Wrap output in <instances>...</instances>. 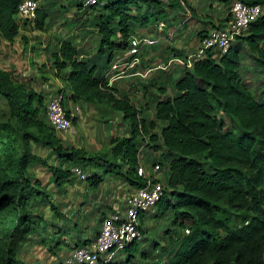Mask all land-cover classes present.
Wrapping results in <instances>:
<instances>
[{
    "label": "trees",
    "instance_id": "obj_1",
    "mask_svg": "<svg viewBox=\"0 0 264 264\" xmlns=\"http://www.w3.org/2000/svg\"><path fill=\"white\" fill-rule=\"evenodd\" d=\"M20 1L0 0V39L5 42H11L18 33L16 10ZM85 1L69 0L76 13H93L88 24L97 36L94 53L85 56L73 39L58 41L50 53L52 68L54 72L62 71L73 93L70 100L101 97L111 110L121 114L128 134L110 138L109 149L103 154L87 156L83 151L63 147L43 123L36 121L40 99L34 93L6 87L0 73V97L9 108L5 120L0 121V214L10 206L14 212L4 234L6 241L0 246V264H19L14 256L16 247L34 232L40 233L39 224L44 223L33 208L45 200V195L28 172L32 163L44 162L31 153L30 143L48 148L60 164L100 166L104 173L136 186L141 184L135 172L137 156L144 146L149 148L150 165L157 163L164 172L159 179L163 187L160 200L165 201L166 210H172L170 225L177 226L182 233L164 264H264V100L253 98L239 70L243 44L264 64V49L257 44L264 38V0H239L258 4L261 9L258 17L225 52L205 50L204 55L187 68L175 60H184L193 53L198 40L210 28L224 26L230 19L229 11L222 17V10L216 9L219 13L216 20L213 19L216 24L211 16H198L205 19L195 20L204 25L194 33L195 45L187 51L169 45L176 40L174 34L179 29L174 24L175 14L180 11L183 18L186 13L191 18L194 13L180 0L172 4L161 0H94L93 4H85ZM222 1L223 6L230 3V7L235 0ZM211 6L207 8L212 12ZM172 10L176 12L174 15H171ZM48 19V9L37 5L33 18L29 19L31 29L45 31ZM187 20L179 22L178 27ZM159 23L163 25L160 30ZM168 24L171 29L167 31ZM150 27L155 32L142 38L155 42L141 47L137 55L139 61L131 64L132 56L122 59L133 46L131 39L136 30L145 31ZM159 43L165 46L160 49ZM147 49L157 54L164 50L170 55L166 62L157 65L164 68L157 70L168 71V66L174 62L182 70L176 78L168 74L171 70L166 72V77L172 81L170 95L163 88H157L152 106L154 122L140 116L142 109L125 96H115L107 81L112 78L116 54L124 53L118 56L121 64L133 73L145 58ZM59 94L65 98L62 92ZM216 112L235 122L233 130L225 127ZM44 115L47 127L54 131L47 120L45 106ZM72 120L71 117V125ZM155 122L160 123L158 133L152 132ZM31 126L41 132L32 130ZM46 167L57 187L71 173L60 165ZM86 180L88 186L97 188L103 179L92 171ZM97 215V227L90 239L76 238L70 252L94 239L104 209L98 210ZM173 234L169 229L167 235L172 237ZM48 250L52 253L50 248Z\"/></svg>",
    "mask_w": 264,
    "mask_h": 264
},
{
    "label": "rangeland",
    "instance_id": "obj_2",
    "mask_svg": "<svg viewBox=\"0 0 264 264\" xmlns=\"http://www.w3.org/2000/svg\"><path fill=\"white\" fill-rule=\"evenodd\" d=\"M161 1L172 4L176 0ZM180 1L188 4L194 13L186 22L193 29L189 30L190 34H186L189 38H184L182 33H178L185 27L177 29L174 34V39L176 38L174 42L178 46L180 43L182 45H189L191 41V44L194 43V33L204 25L195 19H205L204 17L198 18V16L202 17V14H206L212 17H210L211 20L214 18L216 20V16L219 14L216 9L222 10V14H220L224 17L227 16L230 5L229 3L223 6L222 0ZM37 5L48 9L49 19L46 21L45 31L32 30L28 18L16 16L17 35L11 42L0 39V73L3 75L4 85L10 89L34 93L40 99L41 105L36 111V121L43 123V127L50 131L53 139L61 143L63 147L83 151L87 156L106 153L109 149L110 138L128 134L127 125L122 120L121 114L111 110L109 104L105 103L101 97L90 100L80 97L75 102L70 100L69 97L73 94L72 90L63 79L62 71L54 72L50 57L53 47L58 41L65 39H73L74 44L85 56L94 53L97 36L94 29L88 24L93 13L89 11L76 13L69 0H37ZM208 5H212V12L208 10ZM174 12L172 10L171 15L176 13ZM215 20H213L214 24H216ZM166 28L167 31L171 29L169 24ZM154 32L153 27L145 31L136 30L135 40L131 39V45H134V41H137L138 38L147 37L149 33ZM257 44L260 49H264V38ZM186 47L187 51L193 49L189 46ZM162 52V54L155 53L154 56L144 54L145 58L137 67L136 75H133L121 64V57L118 56L124 55V53L116 54L115 63L113 62V65L116 66L112 70V78L109 77L111 80H107L108 84L112 86L115 96H125L130 103L142 109L139 114L146 121H155L152 106L157 88H163L168 95L172 92V81L166 77L167 71L157 70L156 67L160 62H166L167 57L170 56L164 50ZM174 63L168 66L170 69L167 70H175L173 75L177 77L182 70L176 65V62ZM147 68L154 69L144 74ZM239 70L240 78L253 98L257 101L264 100V64L258 60L255 54L249 52L244 44L240 47ZM58 92L65 95L62 105L68 113L72 114L71 134L57 133L47 127L44 106L48 98ZM8 113L9 108L5 100L0 97V121L5 120ZM216 115L223 120L226 128L233 130L235 122L231 118L219 112H216ZM154 124L155 128L152 132L158 133L160 123L155 122ZM31 129L41 132L36 126H31ZM29 147L31 153L44 162V164L35 162L28 167L33 182L37 183L36 187L45 195V200L38 202L33 208L44 223L39 224L41 226L40 233L34 232L16 247L14 256L19 264H62L72 249L75 239L78 237L90 239L95 231L98 210L104 207L101 204L105 189L112 186V189L116 191L115 201L117 199L118 202L126 195L125 189L122 188L125 183L112 176L108 177L110 173H104L100 166L60 164L48 148L39 147L34 143H30ZM150 155L151 150L144 146L139 155V163L146 171L150 168ZM48 165L53 167L60 165L68 171H71L72 167H77L86 177L94 171L103 180L97 188H93L88 186V180L81 181L70 173L68 179L57 187L52 182L51 173L47 170L46 166ZM163 176L164 172L159 175V178L162 179ZM127 185L129 188L136 187L134 184ZM156 211L159 215H156ZM171 212L170 208L165 209L164 200L157 202L150 212L142 216L143 238L129 249L117 253L110 264H164L182 234L177 226L170 225ZM13 214L12 206L0 214V246L6 241L4 234L9 228ZM169 229L174 233L172 237L167 235ZM52 245L59 246V248L54 249ZM49 248L52 253L48 250ZM127 256H129L128 259Z\"/></svg>",
    "mask_w": 264,
    "mask_h": 264
},
{
    "label": "built area",
    "instance_id": "obj_3",
    "mask_svg": "<svg viewBox=\"0 0 264 264\" xmlns=\"http://www.w3.org/2000/svg\"><path fill=\"white\" fill-rule=\"evenodd\" d=\"M94 0H86L85 4H93ZM37 7L36 0H21L17 5L16 15L31 19ZM258 4H247L235 0L229 7L230 19L220 28H210L205 36L198 40L196 50L185 57L184 60H175L184 67H190L193 60L200 59L204 51L225 52L235 41L236 37L243 35L249 24L260 14ZM188 13H186V17ZM163 27L158 24V29ZM171 33L169 34V39ZM135 44L128 49L122 58L131 57V64L137 63L138 54L144 45H152L155 41L142 38L134 41ZM163 69L164 66H157ZM46 117L57 133L71 134L72 114H66L62 105V97L58 93L50 96L45 104ZM137 156L136 176L141 181L135 188L125 187L126 195L123 197L122 206L114 208L104 214L99 222L98 230L94 239L85 244L75 247L62 264H110L115 255L125 251L132 243L142 239L143 232L142 216L150 212L162 197L163 187L159 175L162 173L159 164L150 165L146 171L139 163ZM71 173L77 179L84 181L85 174L77 167L71 168ZM187 232V230H185Z\"/></svg>",
    "mask_w": 264,
    "mask_h": 264
},
{
    "label": "crops",
    "instance_id": "obj_4",
    "mask_svg": "<svg viewBox=\"0 0 264 264\" xmlns=\"http://www.w3.org/2000/svg\"><path fill=\"white\" fill-rule=\"evenodd\" d=\"M183 14L179 11V12H177L176 14H175V20H174V24H177V26H175L176 28H182V26L183 25H185L186 26V28L185 29H182L181 30V32H178V33H182L183 34V37L184 38H189L188 36H186V34L188 35V34H190V31L189 30H193V29H191L192 27H190V26H188V24L187 23H185V24H182V26H180V27H178L179 25V22L180 23H183V22H185L187 19H189V14H188V16L187 17H185V18H183V16H182ZM170 33H172V31L170 32ZM188 40V39H187ZM194 40V43L193 44H191V42L189 43V45H186V44H184V45H182V43H180V42H178V43H180V46H178V44L177 43H172V42H170L169 43V45H171V46H174V47H178V48H180V49H187V47L186 46H189V48H193L194 47V45H195V40H196V37L193 39ZM168 43V42H167ZM166 43V44H167ZM173 44V45H172ZM191 44V45H190ZM162 46H165V43H162V45H161V43H159V48L161 49V48H163ZM193 46V47H192ZM151 49H147V51L145 52L146 54H147V56H149V55H152V56H154L155 55V52L154 51H152ZM146 58H148L149 59V57H146ZM170 69V68H169ZM152 69L151 68H149V69H147L145 72H144V74H147V73H149L150 71H151ZM169 71V70H168ZM167 71V72H168ZM173 72H175V70H171V72H169L168 74H170V76H173V78H176V75L174 76L173 75ZM133 75H136V72H134V73H132ZM108 177H111L110 175L108 176ZM127 186V184L125 183L124 184V186L122 187L123 189H125V187ZM110 188H111V190H110ZM110 190V191H109ZM116 191H115V189H112V186L111 187H109V189H105V193H104V197H102V200H103V203L101 204L102 206H104L103 207V209H104V212L106 211V213L108 212V211H110V210H112V209H114V208H117V207H121L122 206V200H123V198L121 199V200H119L118 202H117V199H116V201H115V198H114V196L116 197V193H115ZM106 213H104V214H106Z\"/></svg>",
    "mask_w": 264,
    "mask_h": 264
}]
</instances>
